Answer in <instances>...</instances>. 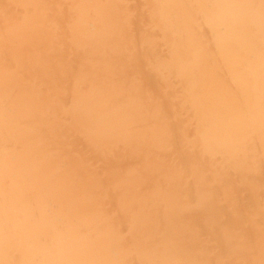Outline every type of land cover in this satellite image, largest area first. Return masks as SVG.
I'll use <instances>...</instances> for the list:
<instances>
[{
    "label": "bare ground",
    "instance_id": "1",
    "mask_svg": "<svg viewBox=\"0 0 264 264\" xmlns=\"http://www.w3.org/2000/svg\"><path fill=\"white\" fill-rule=\"evenodd\" d=\"M59 2L0 0V264H264V0Z\"/></svg>",
    "mask_w": 264,
    "mask_h": 264
},
{
    "label": "rangeland",
    "instance_id": "2",
    "mask_svg": "<svg viewBox=\"0 0 264 264\" xmlns=\"http://www.w3.org/2000/svg\"><path fill=\"white\" fill-rule=\"evenodd\" d=\"M74 5H75V0H60V2L57 5H55V8L56 10H61V12L63 11L67 12V11H72ZM33 20L34 23L30 27L28 26L29 24L22 26L24 30L32 31L29 37L18 38V39L14 37H9L8 40H6V43L4 42L5 44L4 52L8 51L9 55L10 52H12L11 57L17 54L18 57L21 58L22 61L24 62L23 72H25V74L28 70H30L33 67V65H36L40 74L47 76L46 74L48 70L47 67L49 66V64H52L53 69L55 68V71L57 73L63 72L71 68L73 70L81 69L84 72L83 75L85 80L86 79L85 75L88 74L85 67L82 65V63L83 64L86 63L85 59L89 57L98 56V54L100 53L102 55L105 54L101 51L102 47H100V44H98L102 42V40H105V38L101 36H89L86 42H83V40H85L84 37L86 36L84 34H83L84 37L67 36L65 40L61 39L56 43L55 41H50V37L43 35L41 30H37V26H38L36 24L37 21L34 18ZM38 28H40V26ZM18 41H20V45H19L20 47L16 45L12 46V44ZM67 41L69 42L75 41L76 45L72 46L65 44L64 42ZM77 49H83V50L90 49L91 52L88 53L84 58V55L82 56L76 54L73 55L74 51ZM104 51H108V49ZM40 52L42 54H40ZM89 62L91 66H95V65L100 66L101 64V63H96L92 60H90ZM24 82H47V80H41V81L38 79L31 80L28 77H26L24 79ZM87 82H94V81L87 79ZM37 96L39 95H35V97Z\"/></svg>",
    "mask_w": 264,
    "mask_h": 264
}]
</instances>
